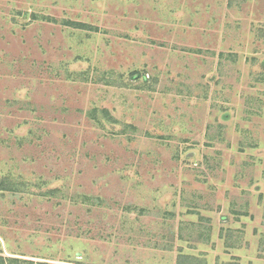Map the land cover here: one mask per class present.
<instances>
[{
	"label": "rangeland",
	"instance_id": "rangeland-1",
	"mask_svg": "<svg viewBox=\"0 0 264 264\" xmlns=\"http://www.w3.org/2000/svg\"><path fill=\"white\" fill-rule=\"evenodd\" d=\"M0 249L264 264V0H0Z\"/></svg>",
	"mask_w": 264,
	"mask_h": 264
},
{
	"label": "trees",
	"instance_id": "trees-1",
	"mask_svg": "<svg viewBox=\"0 0 264 264\" xmlns=\"http://www.w3.org/2000/svg\"><path fill=\"white\" fill-rule=\"evenodd\" d=\"M0 264H52V263H48V262L35 263V261H30V260L26 261L23 259H19L17 257H5L3 255V250L0 249Z\"/></svg>",
	"mask_w": 264,
	"mask_h": 264
}]
</instances>
